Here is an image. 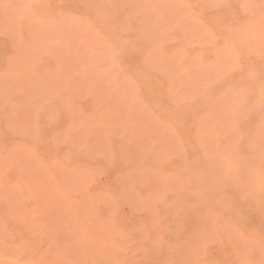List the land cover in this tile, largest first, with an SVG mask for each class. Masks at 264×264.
Returning <instances> with one entry per match:
<instances>
[{"label":"rangeland","instance_id":"rangeland-1","mask_svg":"<svg viewBox=\"0 0 264 264\" xmlns=\"http://www.w3.org/2000/svg\"><path fill=\"white\" fill-rule=\"evenodd\" d=\"M0 264H264V0H0Z\"/></svg>","mask_w":264,"mask_h":264}]
</instances>
